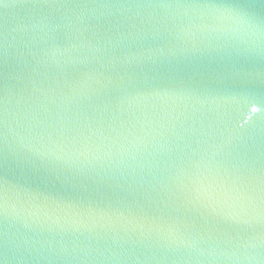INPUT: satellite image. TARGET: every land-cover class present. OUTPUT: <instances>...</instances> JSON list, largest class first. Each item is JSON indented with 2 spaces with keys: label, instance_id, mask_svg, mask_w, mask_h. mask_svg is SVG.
Listing matches in <instances>:
<instances>
[{
  "label": "water",
  "instance_id": "obj_1",
  "mask_svg": "<svg viewBox=\"0 0 264 264\" xmlns=\"http://www.w3.org/2000/svg\"><path fill=\"white\" fill-rule=\"evenodd\" d=\"M0 264H264V0H0Z\"/></svg>",
  "mask_w": 264,
  "mask_h": 264
}]
</instances>
